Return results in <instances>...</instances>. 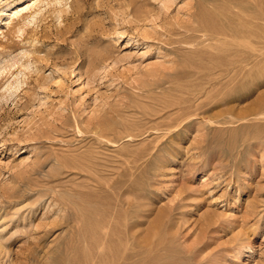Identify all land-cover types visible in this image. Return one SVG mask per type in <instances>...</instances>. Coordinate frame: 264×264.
<instances>
[{"label":"rangeland","instance_id":"374dc122","mask_svg":"<svg viewBox=\"0 0 264 264\" xmlns=\"http://www.w3.org/2000/svg\"><path fill=\"white\" fill-rule=\"evenodd\" d=\"M263 3L0 0V264L78 235L59 202L78 188L139 264H264L263 40L244 32ZM230 55L250 68L233 96Z\"/></svg>","mask_w":264,"mask_h":264},{"label":"bare ground","instance_id":"6f19581e","mask_svg":"<svg viewBox=\"0 0 264 264\" xmlns=\"http://www.w3.org/2000/svg\"><path fill=\"white\" fill-rule=\"evenodd\" d=\"M258 1V0H257ZM264 1V0H263ZM256 2V1H255ZM261 2V1H260ZM264 4V3H263ZM255 5V4H254ZM259 7V5H257ZM256 6V7H257ZM224 8V7H223ZM261 8V6H260ZM32 9V5L29 3H22L16 6L12 11L8 13L11 16V20L14 21L17 19L24 20L26 15L23 13L25 10ZM261 10V9H260ZM200 13V12H199ZM203 14V13H202ZM246 16V14H245ZM244 16V17H245ZM252 16V15H251ZM259 16V15H258ZM240 17V15H239ZM243 17V16H242ZM254 17V16H253ZM237 19V17H236ZM249 19V18H248ZM200 20V19H199ZM254 20V19H253ZM235 21V20H234ZM238 21V19H237ZM258 21V20H257ZM206 22V21H205ZM235 23V22H233ZM192 26V25H191ZM238 26V25H237ZM245 28V26H244ZM248 30L244 31L246 34L248 33V39L251 42L252 39H262L263 43L260 45V53L259 57H261V64L264 63V18L260 19L259 23L249 24L247 27ZM193 29V26H192ZM209 29V28H208ZM216 29V28H215ZM207 30V29H206ZM243 30V29H242ZM217 31V30H216ZM220 31V30H219ZM218 31V32H219ZM215 32V31H214ZM217 32V33H218ZM250 36V37H249ZM219 39V38H218ZM245 39V38H243ZM217 40V39H216ZM218 41V40H217ZM233 41V40H232ZM253 41V40H252ZM239 42V41H238ZM220 43V42H219ZM231 43V42H230ZM188 44V43H187ZM225 44V42H224ZM250 44V43H249ZM214 46V45H213ZM220 46V45H219ZM211 47V46H210ZM222 46H220L221 48ZM237 47V46H236ZM240 47V46H238ZM255 47V46H254ZM228 50L234 49L233 44L231 43L226 47ZM251 48V47H250ZM249 48V49H250ZM214 49V48H213ZM253 49V48H252ZM257 49V48H255ZM224 50V49H223ZM216 51V50H215ZM218 51V50H217ZM216 51V52H217ZM256 51V50H255ZM258 51V50H257ZM204 53V52H203ZM210 53V52H209ZM221 53V52H218ZM226 53V52H225ZM223 53V54H225ZM241 54V53H240ZM214 55V54H213ZM245 56V55H244ZM219 58L221 57L218 56ZM226 57L227 54H226ZM217 58V57H216ZM247 58V56H246ZM256 60V59H255ZM218 60V64H219ZM253 62V61H252ZM185 63V62H184ZM222 63V62H221ZM186 64H188L186 62ZM209 64V63H208ZM259 64V63H257ZM230 66V67H229ZM249 64L246 60L239 58L235 55H230L227 61V66L222 68L221 72L226 76L225 81H219L222 88L229 90V96L233 94L235 88L240 86H245L248 83V80L245 78L250 73ZM240 68L241 74L244 77L242 80L238 79L237 71L235 68ZM256 67V66H255ZM191 68V67H190ZM207 71V70H206ZM208 72V71H207ZM233 72V74H232ZM183 74V73H182ZM256 74V73H255ZM215 75V74H214ZM261 75V74H260ZM213 76V74H212ZM240 76V75H239ZM197 77V76H196ZM250 77V76H249ZM247 77V78H249ZM253 77V76H252ZM257 77V76H256ZM255 77V78H256ZM209 78V77H208ZM210 78H213L210 76ZM258 78V77H257ZM193 79V78H192ZM201 80V79H199ZM217 80V79H216ZM198 81V80H197ZM210 81V80H209ZM201 82V81H200ZM193 83V82H192ZM199 83V82H198ZM203 83V82H202ZM201 84V83H200ZM194 85V84H193ZM196 85V84H195ZM212 85V84H211ZM207 86V84H205ZM220 86V87H221ZM189 87V86H188ZM195 87V86H194ZM215 87V85H214ZM218 87V86H217ZM219 87V88H220ZM183 88V87H182ZM198 89V88H196ZM201 89V88H200ZM211 89V88H209ZM188 90V89H187ZM212 90V89H211ZM214 90V89H213ZM208 91V89L206 90ZM218 91V90H217ZM185 92V91H184ZM212 92V91H211ZM224 92V91H222ZM182 93V92H181ZM216 93V92H215ZM227 94V93H226ZM187 95V94H185ZM207 95V93H206ZM217 95V94H216ZM215 95V96H216ZM176 96V95H175ZM205 96V95H204ZM211 96V95H210ZM221 96V95H220ZM233 96V95H232ZM190 97V96H189ZM192 97V96H191ZM179 98V97H176ZM187 99V97H186ZM191 99V98H190ZM181 100V99H180ZM178 101V100H177ZM182 101V100H181ZM199 101V100H198ZM197 101V102H198ZM213 101V100H212ZM193 104V103H192ZM191 106V105H190ZM184 109V108H183ZM182 114V113H181ZM186 118V117H185ZM176 126V125H175ZM100 132V131H99ZM105 135V134H104ZM107 136V135H105ZM90 150V149H89ZM78 152V151H77ZM80 156H78L79 158ZM137 157V156H135ZM83 160V158H81ZM87 162H90V158L86 159ZM139 160V159H138ZM75 161V160H74ZM104 161V160H103ZM129 161V160H128ZM140 161V160H139ZM79 164V163H78ZM71 165V164H70ZM69 165V166H70ZM83 165V164H82ZM83 167V166H81ZM103 167V166H102ZM72 168V167H71ZM77 168V167H76ZM90 168V167H88ZM79 169V168H78ZM105 169V168H104ZM134 169H136L135 165H131L130 174L134 176ZM139 170V168H137ZM75 170V169H72ZM88 170V169H86ZM95 170V169H94ZM108 170V169H107ZM106 170V171H107ZM137 170V171H138ZM81 171V169H80ZM93 173V172H92ZM134 174V175H133ZM95 175V174H94ZM93 175V176H94ZM106 177V175H104ZM97 177V175H96ZM82 177H80L81 179ZM99 178V176L97 177ZM101 178V177H100ZM124 178V177H123ZM78 179V178H77ZM75 181V180H74ZM88 181V180H87ZM90 181V180H89ZM104 181V180H103ZM120 181V179H119ZM130 181V180H129ZM142 181V180H141ZM78 183L79 181L76 180ZM85 182V180H84ZM91 182V181H90ZM106 185V183H105ZM124 185V184H123ZM126 185V184H125ZM135 185V184H134ZM89 186V185H88ZM93 187V186H92ZM138 187V186H137ZM136 187V189H137ZM104 188V187H103ZM114 187L112 186V189ZM129 188V187H128ZM106 190V189H105ZM111 190V189H109ZM127 190V189H126ZM112 192V190H111ZM128 192V191H127ZM126 192V193H127ZM85 191L82 189H73L66 194L62 195L59 199V202L62 206L61 210H71L69 213V217L71 220H65L67 224L71 221L78 224L79 233L78 235H71L62 242L58 243V247L55 251H53L49 261L45 264H139V256H138V244L136 243V236H128V231L126 225L120 230L118 233L115 232L112 220L108 216V211L105 209H100L99 207H91L85 203V199L83 194ZM107 194V193H106ZM123 194V193H122ZM127 195V194H125ZM107 196V195H105ZM117 196V195H116ZM120 196V195H119ZM109 197V196H108ZM90 199V197H88ZM127 198V196H126ZM138 199V198H137ZM136 200V199H135ZM106 201V200H105ZM91 202V201H90ZM100 202V201H99ZM128 202V201H127ZM138 202V201H137ZM58 203V202H57ZM95 203V202H94ZM116 204V201H115ZM127 204V203H126ZM130 204V203H128ZM114 206V205H113ZM112 206V207H113ZM116 207V205H115ZM126 207V205H125ZM121 210H123L121 208ZM120 213V212H119ZM115 214V213H114ZM127 215V214H126ZM128 216V215H127ZM114 217V216H113ZM128 221V220H127ZM72 224V223H71ZM137 224V223H136ZM121 225H123L121 223ZM55 226V225H54ZM116 226H119V223ZM134 227L135 224H134ZM121 228V227H120ZM119 228V229H120ZM137 228V227H136ZM78 229V228H77ZM117 229V228H116ZM51 231V230H50ZM133 234V233H132ZM129 238H128V237ZM140 246V244H139ZM140 252V250H139ZM37 253V250L34 248L33 251H29L25 256L26 261H30L34 255ZM50 253V252H49ZM47 257V256H46ZM141 260V259H140Z\"/></svg>","mask_w":264,"mask_h":264}]
</instances>
